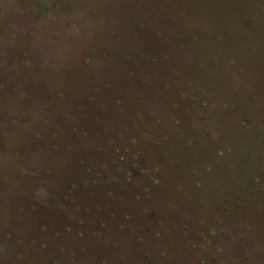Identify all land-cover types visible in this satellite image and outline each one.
I'll use <instances>...</instances> for the list:
<instances>
[{
    "label": "rangeland",
    "instance_id": "374dc122",
    "mask_svg": "<svg viewBox=\"0 0 264 264\" xmlns=\"http://www.w3.org/2000/svg\"><path fill=\"white\" fill-rule=\"evenodd\" d=\"M39 2L0 4V264H264V0Z\"/></svg>",
    "mask_w": 264,
    "mask_h": 264
},
{
    "label": "trees",
    "instance_id": "16d2710c",
    "mask_svg": "<svg viewBox=\"0 0 264 264\" xmlns=\"http://www.w3.org/2000/svg\"><path fill=\"white\" fill-rule=\"evenodd\" d=\"M12 1H19V2H22V1H26V0H0V4H1L2 2L11 4ZM32 1H33V2H36V3H38V1H40V2H39L40 4L43 3V0H32ZM42 5H44V4H42ZM44 6H45V5H44Z\"/></svg>",
    "mask_w": 264,
    "mask_h": 264
}]
</instances>
